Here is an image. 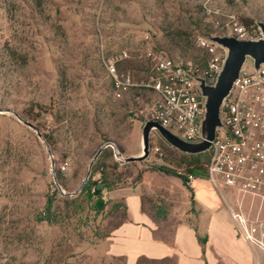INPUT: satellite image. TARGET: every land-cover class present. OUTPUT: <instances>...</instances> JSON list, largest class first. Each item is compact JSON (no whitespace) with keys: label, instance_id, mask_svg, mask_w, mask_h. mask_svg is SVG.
Returning a JSON list of instances; mask_svg holds the SVG:
<instances>
[{"label":"rangeland","instance_id":"rangeland-1","mask_svg":"<svg viewBox=\"0 0 264 264\" xmlns=\"http://www.w3.org/2000/svg\"><path fill=\"white\" fill-rule=\"evenodd\" d=\"M258 22L264 23V0H0V264H124L107 254L106 243L125 223L116 196L122 188H136L148 210L168 204L183 210V201L192 200L185 167L165 150L163 158L152 151L172 148L156 132L142 162L120 164L107 147L113 158L106 162L119 165L109 178L118 174L120 182L103 193V214L91 210L95 198L83 187L101 177L93 172L99 149L111 142L124 157L139 155L155 99L144 87L116 99L103 59L129 52L122 69L142 86L149 61L140 53L194 61L203 53L198 38L226 35L236 23L260 31ZM180 31L192 47L178 40ZM52 195V223H36ZM217 198L232 224L231 210L264 219L260 197L224 189ZM257 254L264 264V252Z\"/></svg>","mask_w":264,"mask_h":264},{"label":"built area","instance_id":"built-area-1","mask_svg":"<svg viewBox=\"0 0 264 264\" xmlns=\"http://www.w3.org/2000/svg\"><path fill=\"white\" fill-rule=\"evenodd\" d=\"M226 35L247 41L262 37L260 31H251L237 23ZM197 46L208 56L204 66L191 60L177 61L154 50L140 53L141 61H149L148 78L142 86L135 82L130 71L122 69L132 59L129 52L104 58L114 97L122 99L132 89L144 87L155 95L145 120L158 122L186 140L200 139L205 99L196 78L214 84L225 51L204 37L198 38ZM222 124L223 128L217 130L211 142L204 178L218 194L230 189L264 199V66L256 70L246 63L242 67L223 104ZM152 151L160 158L165 155L158 145ZM195 179L190 175L188 183ZM230 214L237 236L264 252V219H255L241 211L231 210Z\"/></svg>","mask_w":264,"mask_h":264},{"label":"crops","instance_id":"crops-1","mask_svg":"<svg viewBox=\"0 0 264 264\" xmlns=\"http://www.w3.org/2000/svg\"><path fill=\"white\" fill-rule=\"evenodd\" d=\"M189 186L192 200L183 201L184 209L174 212L168 204L162 217L143 209L142 195L133 192L136 188L117 190L126 220L107 237V254L125 258L126 264H136L143 256L173 258L177 264H258L259 249L237 236L214 188L205 178H197ZM172 213L177 217L174 221L169 220ZM199 239H205V245Z\"/></svg>","mask_w":264,"mask_h":264},{"label":"water","instance_id":"water-1","mask_svg":"<svg viewBox=\"0 0 264 264\" xmlns=\"http://www.w3.org/2000/svg\"><path fill=\"white\" fill-rule=\"evenodd\" d=\"M258 27L262 37L253 41L239 40L234 36L228 35H212L205 37L208 41L224 49L225 57L222 69L214 84L206 83L203 78H196L199 83L201 94L205 99V114L201 122L200 139L194 141L186 140L163 127L160 123L146 119L141 128V152L139 155L124 157L123 154L114 147L113 143L108 142L99 149L95 159L102 153L104 148L111 147L114 150L116 161L120 164L142 162L146 160L151 153L150 138L154 132L158 133L170 147L183 154L196 155L208 152L211 148V142L216 137L217 130L223 128V104L230 94L235 81L239 77L242 67L248 63V61L251 62V65L256 70L264 66V23L258 22ZM15 116L20 122L33 129L39 137H41L38 129L33 124L23 120L17 114H15ZM41 138L44 140L43 137ZM91 165H93V163Z\"/></svg>","mask_w":264,"mask_h":264},{"label":"trees","instance_id":"trees-1","mask_svg":"<svg viewBox=\"0 0 264 264\" xmlns=\"http://www.w3.org/2000/svg\"><path fill=\"white\" fill-rule=\"evenodd\" d=\"M244 23L247 26L253 25L254 22L250 19H245ZM177 38L181 43H184L186 47H192L190 40L187 38V35L183 33L182 31L177 33ZM198 50H201L200 48ZM207 54L203 51L202 56L198 59H195L194 62L198 66H204L207 60ZM147 70V68H146ZM163 147V150L166 151L168 156H170L173 161H177L180 164L184 165L185 167V174L182 177L184 183L186 184L188 182V177L190 175L194 176L195 178H204L206 175V164L209 161L210 154L209 152L196 154V155H189V154H182L178 151L169 148L168 146L161 144ZM122 151V150H121ZM110 158H113V152L110 148H106L102 154L100 155V159L94 164V171L101 175L100 179L94 180L92 176L89 178L87 183L83 187V191L86 193L87 198L92 201L95 198V201L91 205V210L95 212L97 216L104 213V210L107 206V203L103 200V193L106 190H112V189H118L117 182H120V178H118V174L115 176V178L110 179L109 175L110 173L115 174V170L118 169L119 165L117 163H114L113 165L108 164L106 161ZM127 165L123 166L126 167ZM110 171V172H109ZM55 202L56 198L54 195L48 196L47 201L44 207L43 212H39L34 216V220L36 223H52L53 221V215L55 211ZM120 205V204H118ZM117 205V206H118ZM154 208V207H153ZM155 209L150 208L149 210L146 207L145 200L143 198V209L153 215L159 216L165 215L166 211L168 209V206L164 205L163 207L157 206ZM154 210V211H153ZM123 218L126 220V210L123 212ZM124 220V221H125ZM108 237V236H107ZM200 242L205 245L206 240L205 239H199ZM115 260L123 261L124 264L125 258L123 257H112ZM136 264H177L176 260L173 258H165V259H149L147 257H140Z\"/></svg>","mask_w":264,"mask_h":264}]
</instances>
